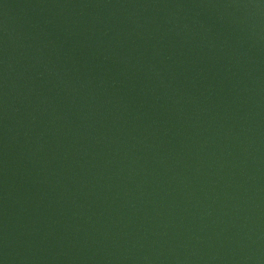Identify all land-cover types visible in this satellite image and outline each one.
<instances>
[{
    "label": "water",
    "instance_id": "water-1",
    "mask_svg": "<svg viewBox=\"0 0 264 264\" xmlns=\"http://www.w3.org/2000/svg\"><path fill=\"white\" fill-rule=\"evenodd\" d=\"M0 264H264V0H0Z\"/></svg>",
    "mask_w": 264,
    "mask_h": 264
}]
</instances>
